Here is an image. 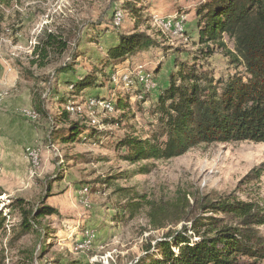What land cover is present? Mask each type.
<instances>
[{"label": "rangeland", "instance_id": "374dc122", "mask_svg": "<svg viewBox=\"0 0 264 264\" xmlns=\"http://www.w3.org/2000/svg\"><path fill=\"white\" fill-rule=\"evenodd\" d=\"M7 1V5L0 4V14L5 16L0 35V68H8L9 75L4 77L6 86L0 81V100L18 101V104L8 115L2 105L4 101L0 102V114L4 120L9 118L18 124L20 135L16 142L13 134L10 137L0 130V216L3 219L0 264H151L159 258V251L154 249L148 255L145 252L164 232L150 227L147 206L130 218L124 208L126 197L115 193L117 186L134 189L145 202L171 199L181 189L213 199L232 194L264 209V176L253 184H239L250 170L264 161V143L200 146L167 161L133 165L121 160V151L115 149L126 132L123 125L119 129L105 124L114 123L125 114L130 126L139 132L148 131L149 124L154 122L151 107L160 89L167 85L175 60H186V52L177 50L196 49L193 11L203 0H143L145 14L149 16V34L158 46L128 58L112 72L107 69L102 86L88 91L86 101L79 99L69 105L57 101L59 95L67 92L63 86L65 80H78L91 64L84 59L78 61L76 74L60 75L63 83L55 81L57 68L71 60L75 49L86 51L94 61L104 56L116 30L130 26L129 17L122 14L120 21L115 19L114 13L120 8L118 0ZM181 16L185 19L178 23L182 32L164 25L168 19L177 23ZM47 30L69 42V51L62 56L49 55L45 68L31 67L32 52ZM225 42L232 50L233 42L226 37ZM207 63L217 78H226L235 72L220 51ZM136 70L151 75L150 88L140 83V71ZM17 72L19 78L14 79ZM239 72L243 70L239 68ZM125 77L132 79L133 85L126 86ZM11 82L14 87L10 86ZM33 94L42 98L50 120L39 119L33 111ZM92 98L112 101L118 112H107L98 103L90 105L87 100ZM65 111L72 115H63ZM75 123L81 128L94 127L104 132L91 140L74 136L75 139L63 142L72 138L67 134L63 140L59 138L52 143L53 128L68 131ZM145 166L152 167L148 173H140V168ZM113 176L118 178L110 188L99 181ZM48 196L46 205L56 213L33 220L31 227L23 232L24 210L40 209ZM260 231L264 235V227ZM18 234L22 236L16 240Z\"/></svg>", "mask_w": 264, "mask_h": 264}, {"label": "trees", "instance_id": "16d2710c", "mask_svg": "<svg viewBox=\"0 0 264 264\" xmlns=\"http://www.w3.org/2000/svg\"><path fill=\"white\" fill-rule=\"evenodd\" d=\"M118 1L123 15L129 17L130 26L116 30V39L109 42L104 56H99L96 61L88 58L86 51H72L71 60L55 72L57 83H63L60 75L76 74L81 59L91 65L78 80H65L63 86L67 92L58 96L60 103L69 105L79 99L85 100L88 91L103 85L107 68L116 69L114 66L118 62L158 46L149 34V16L145 14L143 0ZM7 2L0 0L1 5H7ZM195 14L196 49L190 52L177 50L186 52V60H175V69L171 71L167 85L160 89L151 107L154 122L149 124L148 131L139 132L135 126H130L125 114L114 123H105L119 129L123 125L126 131L115 146L116 151H121L123 161L133 165L167 161L200 146L264 143V0H203L196 6ZM4 20L5 16L0 14V35ZM225 37L233 42L232 50L227 47ZM68 51L69 42L47 30L32 52L30 65L45 68L49 55L62 56ZM219 51L235 69L226 78H217L207 63ZM239 68L243 72H239ZM26 74L34 78L29 70ZM33 97L35 114L39 119L50 120L42 98L35 94ZM121 99L118 98L119 104ZM142 101H146L144 97ZM121 110L125 112L123 106ZM63 115L72 114L65 111ZM66 131L53 128L52 143L67 134L72 138H62L63 142L75 139L74 136L91 140L104 132L94 127L81 128L79 123L71 124ZM151 167L145 166L139 171L148 173ZM263 176L264 161L250 170L239 184H253ZM117 178L99 181L110 188ZM115 193L126 197L124 208L129 211L130 218L147 206L150 227L164 232L162 238L145 252L148 255L154 249L159 251V258L151 264H264V235L260 231L264 227V209L257 203L239 200L232 194L213 199L181 189L171 199L149 202L132 188L117 186ZM49 197L42 201L40 209L24 210L23 232L31 227L33 220L56 213L54 208L46 205ZM206 213L211 215L205 216ZM1 216L0 229L3 225ZM21 236L18 234L14 240Z\"/></svg>", "mask_w": 264, "mask_h": 264}, {"label": "crops", "instance_id": "0c3cea01", "mask_svg": "<svg viewBox=\"0 0 264 264\" xmlns=\"http://www.w3.org/2000/svg\"><path fill=\"white\" fill-rule=\"evenodd\" d=\"M195 8H196V6L194 7V11H193V13H191V14H189V15H194V18L193 19H195ZM185 20V19H184ZM188 27V26H187ZM114 39H116V38H114ZM112 42V41H111ZM144 54V53H147V52H139V53H137L136 55H134V56H132V57H130V58H133V57H136V56H139L140 54ZM126 61V60H125ZM124 63H126V62H118L114 67H117L118 65H120V67H122L123 65H124ZM1 72H2V76H3V78H1V84H3L4 86H6L8 83H7V78L5 79L4 77H7L9 74H8V68H6L5 66H1ZM107 69H109V71L110 72H112L113 71V69L112 68H107ZM12 71H14V69H11ZM107 71V70H106ZM18 79L19 78V76H18V72H17V76L14 78V79ZM17 80H16V84L15 85H17ZM10 86L11 87H14V83H10ZM2 101H4V102H2ZM0 102H2V105H3V108H5V112H7L8 113V115H10V113L11 112H13L14 111V108L17 106V104H18V101L16 102V103H14V102H12V101H10V100H4L3 98H2V100H0ZM31 113H33L34 114V112L33 111H31ZM0 115H2L1 117H0V123H1V127H0V130L1 131H3V132H5V134L7 135V136H12V134H13V139L14 140H16V142H18L19 140H18V138H19V135H20V129H19V126H18V124L13 120H11V119H9V118H6V120H4L5 118H3L4 117V115L3 114H0ZM4 121V123H2ZM3 124V125H2ZM10 131H12L13 133H11ZM5 134H3V135H5Z\"/></svg>", "mask_w": 264, "mask_h": 264}, {"label": "bare ground", "instance_id": "6f19581e", "mask_svg": "<svg viewBox=\"0 0 264 264\" xmlns=\"http://www.w3.org/2000/svg\"><path fill=\"white\" fill-rule=\"evenodd\" d=\"M115 14V19L117 20V21H120L121 20V18H122V12H121V10H120V8H119V10H117L116 11V13H114ZM184 20V17L183 16H181V17H179V21L177 22V23H175L172 19H168L166 22H164V25L166 26V27H168L169 29H173V30H175V29H180L181 27L178 25V23H181L182 21ZM156 22H158V21H156ZM177 32V31H176ZM180 32H182V28L180 29ZM126 75V74H125ZM128 75V74H127ZM123 77V76H122ZM130 78V77H129ZM138 79H140V83L144 86V87H147V88H150L151 87V75L150 74H146L145 72H138ZM123 81H124V83H125V85L126 86H129V85H133V80L132 79H129L128 80V78L127 77H125L124 79H123ZM147 90V89H146ZM5 96V95H4ZM86 101V100H85ZM87 102H89V104L90 105H94V104H96V103H98V104H100L101 106H102V108L104 109V110H106L107 112H110V113H112V112H114L115 111V109H114V105L112 104L113 102L111 101V102H109V101H106V100H98L97 98H92V99H90V100H87ZM75 107V106H74ZM74 107H71V109H72V112H73V110H74ZM77 108V107H76ZM75 108V109H76ZM69 109V108H68Z\"/></svg>", "mask_w": 264, "mask_h": 264}, {"label": "built area", "instance_id": "2783aa9c", "mask_svg": "<svg viewBox=\"0 0 264 264\" xmlns=\"http://www.w3.org/2000/svg\"><path fill=\"white\" fill-rule=\"evenodd\" d=\"M181 29V28H180ZM180 29H175L178 33H180ZM136 71H140V70H136ZM152 85V84H151Z\"/></svg>", "mask_w": 264, "mask_h": 264}]
</instances>
